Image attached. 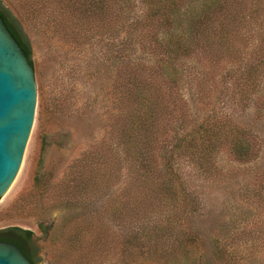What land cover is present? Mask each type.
Instances as JSON below:
<instances>
[{"label": "trees", "instance_id": "trees-1", "mask_svg": "<svg viewBox=\"0 0 264 264\" xmlns=\"http://www.w3.org/2000/svg\"><path fill=\"white\" fill-rule=\"evenodd\" d=\"M133 9V0H0V16L32 66L29 23H39L44 37H53L55 26L69 27L74 39L82 26L95 32L104 27L111 35L113 68L104 72L100 89L108 104L106 152L92 146L83 164L92 157L107 159L117 140L131 175L142 181L147 196L157 198L155 212L168 210L161 222L134 232L129 244L155 254L191 253L198 240L185 238L181 218L192 208L191 193L179 167L191 164L207 173L221 153L238 163L258 156L257 136L240 111L263 95L264 0H141L140 13L132 15ZM73 97L42 96L41 117L50 124L42 151ZM43 174L36 173L33 190L43 188ZM0 234L15 241L32 264L40 260L31 230L13 226Z\"/></svg>", "mask_w": 264, "mask_h": 264}, {"label": "rangeland", "instance_id": "rangeland-1", "mask_svg": "<svg viewBox=\"0 0 264 264\" xmlns=\"http://www.w3.org/2000/svg\"><path fill=\"white\" fill-rule=\"evenodd\" d=\"M133 2L131 14H139L141 0ZM55 27L53 37H44L39 23L25 28L37 103L18 173L0 198V228L31 230L44 253L36 264H149L156 258L163 264H264V90L240 111L257 136L254 161L238 163L221 153L215 169L207 173L191 164L179 167L192 206L182 211L181 221L186 220L185 238H197L198 250L155 254L146 247L134 248L129 244L134 232L151 227L153 220L161 222L168 210L155 212L157 198L147 196L142 181L131 175L117 140H112L114 151L107 159L92 157L83 164L92 146L106 152L108 104L100 89L104 72L113 68L111 35L104 27L95 32V27L82 26L74 39L69 27ZM54 92L70 93L73 104L60 116L50 145L42 151L50 124L41 117L40 102ZM79 168L85 173L79 174ZM38 171L44 173V184L35 191Z\"/></svg>", "mask_w": 264, "mask_h": 264}, {"label": "water", "instance_id": "water-1", "mask_svg": "<svg viewBox=\"0 0 264 264\" xmlns=\"http://www.w3.org/2000/svg\"><path fill=\"white\" fill-rule=\"evenodd\" d=\"M32 59V58H31ZM37 84L32 64L0 16V198L15 179L34 121ZM8 227L0 228V231ZM38 247L40 259L44 253ZM0 264H32L14 243L0 241Z\"/></svg>", "mask_w": 264, "mask_h": 264}, {"label": "flooded vegetation", "instance_id": "flooded-vegetation-1", "mask_svg": "<svg viewBox=\"0 0 264 264\" xmlns=\"http://www.w3.org/2000/svg\"><path fill=\"white\" fill-rule=\"evenodd\" d=\"M0 241H7V242H11V243H14L15 245H17L19 248L20 246L15 242V241H12L8 238V236H4V235H1L0 234ZM21 249V248H20Z\"/></svg>", "mask_w": 264, "mask_h": 264}]
</instances>
